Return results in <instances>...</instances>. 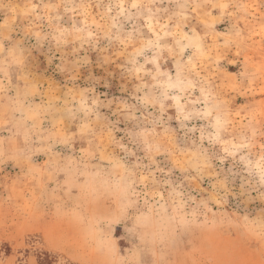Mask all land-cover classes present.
Returning <instances> with one entry per match:
<instances>
[{
  "label": "rangeland",
  "instance_id": "374dc122",
  "mask_svg": "<svg viewBox=\"0 0 264 264\" xmlns=\"http://www.w3.org/2000/svg\"><path fill=\"white\" fill-rule=\"evenodd\" d=\"M0 264H264V0H0Z\"/></svg>",
  "mask_w": 264,
  "mask_h": 264
}]
</instances>
